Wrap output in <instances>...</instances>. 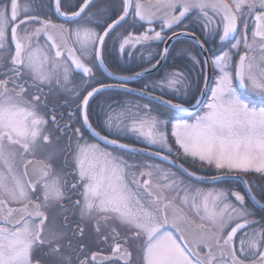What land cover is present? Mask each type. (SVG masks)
I'll use <instances>...</instances> for the list:
<instances>
[{
    "label": "snow or ice",
    "instance_id": "obj_1",
    "mask_svg": "<svg viewBox=\"0 0 264 264\" xmlns=\"http://www.w3.org/2000/svg\"><path fill=\"white\" fill-rule=\"evenodd\" d=\"M0 264H264V0H3Z\"/></svg>",
    "mask_w": 264,
    "mask_h": 264
},
{
    "label": "flooded vegetation",
    "instance_id": "obj_2",
    "mask_svg": "<svg viewBox=\"0 0 264 264\" xmlns=\"http://www.w3.org/2000/svg\"><path fill=\"white\" fill-rule=\"evenodd\" d=\"M2 2H3V0H0V3H2ZM25 3H26V0H21V7H22V8H23V6H24ZM169 35H170V34H169ZM183 39H184V38L181 37V38H180V41H183ZM180 41H176V40H174V41H170V44L173 45V46H175L176 49H180V48L186 47V44H185V43H181ZM163 47H164V45H160V49H161V50L163 49ZM154 49H155V45H153V50H154ZM145 55H146V53H145ZM109 62H110L111 64H113V65L119 64V65H121L122 67H128V66H129L128 64H125L124 60H121V59H120L119 54H113V56H110V57H109ZM153 62H155V61H153ZM171 63H173V61H172L171 59H169V61L165 63L164 67L161 68V70H160V74H162L163 71H164L165 69H167L168 64H171ZM177 63H179V62H177ZM137 70H139V69H137ZM98 78H99V79H104V82H106V83H110V82H112V81H110V80H108V79H105L103 75H99V74H98ZM153 78L158 79L159 77H158L157 74L154 73L152 76L146 77L145 80H151V79H153ZM201 83H203V79H202V78H201ZM131 86H137V85H136L135 82H132ZM197 95H198V93H197ZM134 99H135V98H134ZM194 103H195V101H192V104H194ZM97 130H99V129H97ZM102 134H105V133L102 132ZM124 142H126V143H131V141H124ZM237 190H241V188H240V187H237ZM256 218L258 219L259 217L257 216Z\"/></svg>",
    "mask_w": 264,
    "mask_h": 264
},
{
    "label": "rangeland",
    "instance_id": "obj_3",
    "mask_svg": "<svg viewBox=\"0 0 264 264\" xmlns=\"http://www.w3.org/2000/svg\"><path fill=\"white\" fill-rule=\"evenodd\" d=\"M185 166H188V165L186 164ZM199 174L207 176V175H210V172L208 170H203ZM246 178L247 179H253V180H259V177H256V176H251V177H246Z\"/></svg>",
    "mask_w": 264,
    "mask_h": 264
},
{
    "label": "water",
    "instance_id": "obj_4",
    "mask_svg": "<svg viewBox=\"0 0 264 264\" xmlns=\"http://www.w3.org/2000/svg\"><path fill=\"white\" fill-rule=\"evenodd\" d=\"M193 106H195V103L193 104ZM191 114H192L191 110H189V112L186 113V115H191Z\"/></svg>",
    "mask_w": 264,
    "mask_h": 264
}]
</instances>
